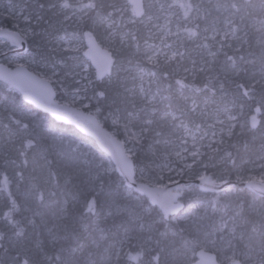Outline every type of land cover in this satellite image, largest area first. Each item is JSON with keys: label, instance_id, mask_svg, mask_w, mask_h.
<instances>
[{"label": "trees", "instance_id": "trees-1", "mask_svg": "<svg viewBox=\"0 0 264 264\" xmlns=\"http://www.w3.org/2000/svg\"><path fill=\"white\" fill-rule=\"evenodd\" d=\"M12 1L14 6L26 5L31 11L26 23L33 31L28 49L36 57H53L50 47L56 39L82 38L91 33L99 42L93 35L97 18L115 17L110 12L112 0H61L67 1L70 9L89 10V14L82 24L65 23L58 28L51 16L53 10L49 11L54 0ZM178 1L197 12L193 33L214 25V15L223 5ZM230 5L245 26L264 12L258 9L257 0H233ZM130 13L133 15L132 9ZM0 26L18 29L14 20L2 15ZM237 43L227 46L222 42L223 46L215 47L213 68L199 72L194 80L178 79L169 69L149 68L156 71L162 93H168L170 102L171 91L176 90L197 104L221 96L227 101L234 99L230 105L236 106L246 123L236 126L232 136L225 138L228 155L219 160L221 153H217L208 160L214 167L208 168L210 175L206 177L244 182L256 180L252 170L264 163V85L256 83L248 71L260 53L264 54V47L255 46L253 33L242 45ZM128 51L119 52L116 63L121 57L127 59ZM73 63L84 65L88 60L83 54ZM120 85L95 83L101 109L94 115L123 141L124 134L114 132L110 111L120 109L124 116L134 108ZM68 134L94 143L27 105L17 91L0 80V264H191L203 238L211 243L208 250L222 264H227L232 252L243 264H264L263 198L239 186L219 194L192 186L183 190L186 193H182L179 213L166 217L145 197L127 188L115 170L99 178L72 170L66 160L69 146L60 138ZM155 139L149 133L133 146L124 143L127 151L134 147L137 180L148 184L143 173L154 170L150 153ZM203 208L206 212L200 218ZM188 210L194 211V216L183 218L182 212Z\"/></svg>", "mask_w": 264, "mask_h": 264}, {"label": "rangeland", "instance_id": "rangeland-1", "mask_svg": "<svg viewBox=\"0 0 264 264\" xmlns=\"http://www.w3.org/2000/svg\"><path fill=\"white\" fill-rule=\"evenodd\" d=\"M232 1L192 0L193 4H223L214 15V25L204 26L200 32L194 33L191 27L197 12L178 0H149L146 3L148 12L141 20L130 13L132 8L125 0H112L110 12L115 17L101 16L96 20V34L94 32L93 35L98 37L103 48L114 57L129 49L127 59L121 57L112 75L104 82L106 87L120 83L128 104L134 109L124 116L120 109L110 111V120L115 126L114 132L124 134L125 144L133 146L140 143L149 133L156 138L150 153L154 170L143 173L144 180L148 179L151 185L166 186L192 175L195 178L210 175L208 168L214 167V164H209L208 160H212L217 153H221L219 160L228 155L225 153V138L232 136L236 126L243 127L246 123L238 116L236 106L230 105L234 99L227 101L224 96L213 102L197 104L176 90L171 91L172 101H168V93H162L164 88L156 71L149 68L169 69L171 75L178 79L194 80L199 72L213 68L214 49L223 46L222 42H226L227 46L232 42L242 45L253 33L256 34L255 46L264 47V12L258 20H252L245 26L242 18L238 19L230 9ZM257 4L259 10H264V0H257ZM66 5L67 1L54 0L49 7V11L53 10L51 16L56 19L58 28L65 23L78 25L86 20L89 10L78 12ZM18 6H14L12 0H0V15L14 20L17 31L29 40L33 31L26 23L30 20L31 11L26 5ZM90 35L86 33L82 38L73 36L63 41L54 40L50 47L51 58L36 57L33 51L10 54L9 44L0 40V55L5 54L7 65L25 66L51 82L57 95L62 94V97H57L61 104L95 114L101 109L95 91L96 71L89 61L84 65L73 63L87 50L86 40ZM131 46L134 48L130 49ZM259 57L248 71L250 77L256 78V83L264 85V54L260 53ZM60 138L65 140V146H69L66 150L69 153L66 155L67 163L77 173L99 178L115 170L111 160L100 152L95 143L74 134ZM128 153L134 155V147L128 148ZM150 167L152 169V163ZM252 172L256 180L264 182V163ZM203 209L205 211L200 218H204L206 208ZM181 216L192 217L194 211H183ZM210 244L203 238L200 249H212ZM212 244L216 246L214 242ZM235 255L230 253L225 262L229 264L239 259Z\"/></svg>", "mask_w": 264, "mask_h": 264}, {"label": "water", "instance_id": "water-1", "mask_svg": "<svg viewBox=\"0 0 264 264\" xmlns=\"http://www.w3.org/2000/svg\"><path fill=\"white\" fill-rule=\"evenodd\" d=\"M133 9L134 16L141 20L146 14L145 0H125ZM251 2L252 0H245ZM0 40L13 48L12 53L22 54L28 51V40L18 31L0 28ZM87 50L84 56L96 71L97 79L103 81L114 71L116 59L103 48L94 37L86 40ZM0 80L17 91L22 100L39 112L49 116L56 123L75 129L79 134L91 139L97 148L108 157L115 171L124 180L127 188L145 197L152 206L157 207L166 217L179 213L182 208V190L196 186L206 193H223L236 186L247 189L257 197L264 199V182L249 180H215L209 177L193 180L182 179L166 186H154L136 178L135 163L128 153L124 142L105 127L99 118L85 110L61 104L57 100L56 90L51 82L42 78L25 66L11 67L2 61L0 55ZM191 264H222L217 255L209 250L200 249ZM229 264H243L235 259Z\"/></svg>", "mask_w": 264, "mask_h": 264}, {"label": "bare ground", "instance_id": "bare-ground-1", "mask_svg": "<svg viewBox=\"0 0 264 264\" xmlns=\"http://www.w3.org/2000/svg\"><path fill=\"white\" fill-rule=\"evenodd\" d=\"M23 6H24V5H23ZM18 7H19V6H18ZM0 28H4V27H0ZM5 28H7V27H5ZM26 39H27V38H26ZM27 40H28V39H27ZM9 47H10V46H9ZM10 48H11V50H10L9 53H10V54H13V53H12L13 48H12V47H10ZM28 51H30V50L28 49ZM28 51H27V52H28ZM27 52H26V53H27ZM15 54H17V53H15ZM15 54H13V55H15ZM22 54H24V53H22ZM1 56H2V61L4 62L5 54H4V55H1ZM4 63H5V62H4ZM106 79H107V78H106ZM104 80H105V79H104ZM104 80H103V81H104ZM103 81H99V80L97 79V82H103Z\"/></svg>", "mask_w": 264, "mask_h": 264}]
</instances>
